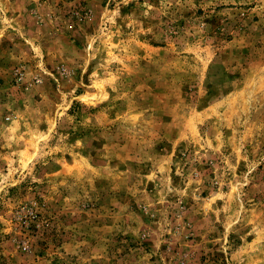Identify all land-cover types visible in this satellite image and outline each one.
I'll list each match as a JSON object with an SVG mask.
<instances>
[{
  "label": "rangeland",
  "instance_id": "rangeland-1",
  "mask_svg": "<svg viewBox=\"0 0 264 264\" xmlns=\"http://www.w3.org/2000/svg\"><path fill=\"white\" fill-rule=\"evenodd\" d=\"M0 264H264V0H0Z\"/></svg>",
  "mask_w": 264,
  "mask_h": 264
}]
</instances>
